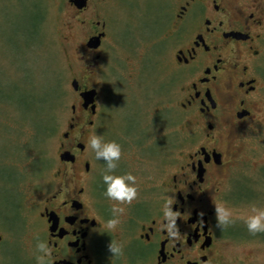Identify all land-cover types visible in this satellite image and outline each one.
Returning <instances> with one entry per match:
<instances>
[{
    "label": "rangeland",
    "instance_id": "1",
    "mask_svg": "<svg viewBox=\"0 0 264 264\" xmlns=\"http://www.w3.org/2000/svg\"><path fill=\"white\" fill-rule=\"evenodd\" d=\"M172 5L173 0H89L79 12L70 0H0V184L7 189L11 226H22L27 251L44 199L75 169L81 171L79 184L101 189L97 200L111 217L117 202L103 195L105 164L87 146L93 133L120 143L116 171L136 176L137 198L121 205L115 229L136 209L155 204L162 183L201 143L174 105L179 84L167 36ZM95 29L106 36L89 58L85 44ZM75 78L97 90L95 115L83 110ZM75 116L77 129L67 139ZM74 141L83 142L85 152L76 165H66L60 155ZM235 143L239 153L223 191L235 222L221 229L220 264H264V233L249 234L243 222L253 206L264 207V97Z\"/></svg>",
    "mask_w": 264,
    "mask_h": 264
},
{
    "label": "flooded vegetation",
    "instance_id": "2",
    "mask_svg": "<svg viewBox=\"0 0 264 264\" xmlns=\"http://www.w3.org/2000/svg\"><path fill=\"white\" fill-rule=\"evenodd\" d=\"M88 4L78 8L71 2L79 12ZM170 21L173 80L179 84L174 105L192 122L201 143L162 183L157 202L136 209L114 230L106 228L107 211L97 200L101 189L79 184L81 171L74 168L72 178L63 180L36 213L31 251L21 244L22 226H11L7 189L0 184V264H37V239L50 240L53 264H111V240L122 248L112 264L221 263L225 242L215 204L225 201L226 171L239 153L235 138L255 119L264 97V0H173ZM100 33L101 45L105 31L96 29L85 44L89 58L100 45L92 48L88 41ZM85 89L90 88L80 91ZM82 108L96 114L91 105ZM76 120L64 134L67 139L77 129ZM64 151L75 160L63 162L76 165L85 144L74 141ZM83 167L89 173L90 162L85 160ZM168 196L174 198L172 209L181 213L177 243L160 228Z\"/></svg>",
    "mask_w": 264,
    "mask_h": 264
},
{
    "label": "clouds",
    "instance_id": "3",
    "mask_svg": "<svg viewBox=\"0 0 264 264\" xmlns=\"http://www.w3.org/2000/svg\"><path fill=\"white\" fill-rule=\"evenodd\" d=\"M87 146L92 150L97 160H102L105 164L101 172V180L103 182V195L111 201H115L111 205V217L106 221V228L114 230L121 222V216L124 208L121 206L131 203L137 198L138 189L136 184V176L131 172L118 173V161L121 158V145L116 140H104L102 135L93 133L87 141ZM174 198L168 196L162 205V221L160 224L161 231L166 237L177 243L182 237L178 225L177 217L181 216L179 211L172 209ZM215 215L218 226H227L235 222L232 210L225 206L224 203L215 204ZM187 216V214H184ZM244 225L251 235L264 233V207L253 206L252 214L243 218ZM111 252V264L114 258L119 257L122 252L121 245L111 240L109 244ZM36 256L37 264H53V245L50 240L43 241L37 239Z\"/></svg>",
    "mask_w": 264,
    "mask_h": 264
},
{
    "label": "water",
    "instance_id": "4",
    "mask_svg": "<svg viewBox=\"0 0 264 264\" xmlns=\"http://www.w3.org/2000/svg\"><path fill=\"white\" fill-rule=\"evenodd\" d=\"M70 2L74 3L78 8H83L87 5V0H70ZM104 33H100L97 36L92 37L88 41V46L92 48H97L101 43V38ZM72 86L76 91L81 90L80 82L78 79H73ZM80 96L83 99L82 106L84 108H88L91 105V109L93 113H96V97H97V90L95 88L85 89L80 91ZM75 111V106H73ZM60 158L65 161H74L75 156L70 151H64L61 153Z\"/></svg>",
    "mask_w": 264,
    "mask_h": 264
}]
</instances>
